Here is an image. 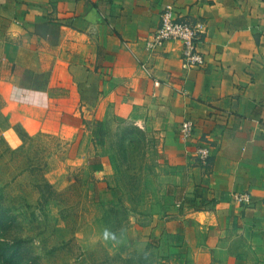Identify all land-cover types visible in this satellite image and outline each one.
Listing matches in <instances>:
<instances>
[{
  "label": "crops",
  "instance_id": "0c3cea01",
  "mask_svg": "<svg viewBox=\"0 0 264 264\" xmlns=\"http://www.w3.org/2000/svg\"><path fill=\"white\" fill-rule=\"evenodd\" d=\"M165 6L200 29L201 67H182L179 42L145 48ZM73 93L67 116L90 131L127 124L157 137L164 206L135 247L182 248L190 264H264V0H0L6 113L32 135ZM70 119L62 136L77 129ZM201 144L212 148L204 165ZM86 168L104 195L116 192L113 164ZM242 193L250 204L234 200Z\"/></svg>",
  "mask_w": 264,
  "mask_h": 264
},
{
  "label": "rangeland",
  "instance_id": "374dc122",
  "mask_svg": "<svg viewBox=\"0 0 264 264\" xmlns=\"http://www.w3.org/2000/svg\"><path fill=\"white\" fill-rule=\"evenodd\" d=\"M77 100L55 102L30 135L0 98V264H190L182 248L134 244L163 211L157 137L127 124L90 131L67 116ZM68 119L77 129L65 137ZM90 159L113 164L114 194L100 191Z\"/></svg>",
  "mask_w": 264,
  "mask_h": 264
},
{
  "label": "built area",
  "instance_id": "2783aa9c",
  "mask_svg": "<svg viewBox=\"0 0 264 264\" xmlns=\"http://www.w3.org/2000/svg\"><path fill=\"white\" fill-rule=\"evenodd\" d=\"M200 34L201 31L198 27L178 20L173 9L170 6H165L159 14V26L145 41V48L150 52H155L167 42H179L182 47V67L185 69L199 68L204 64V57L196 48ZM178 132L184 140H188L193 135L194 123L191 120L183 121ZM211 149L209 144L197 146L195 158L200 165H204L207 162L211 156ZM233 198L242 205L251 203V197L247 193L234 194Z\"/></svg>",
  "mask_w": 264,
  "mask_h": 264
},
{
  "label": "trees",
  "instance_id": "16d2710c",
  "mask_svg": "<svg viewBox=\"0 0 264 264\" xmlns=\"http://www.w3.org/2000/svg\"><path fill=\"white\" fill-rule=\"evenodd\" d=\"M16 132L18 133V135H19L20 137H22L21 133H20L18 130H17ZM45 184L48 185V182L45 181Z\"/></svg>",
  "mask_w": 264,
  "mask_h": 264
}]
</instances>
